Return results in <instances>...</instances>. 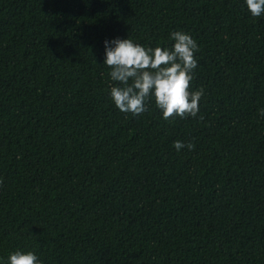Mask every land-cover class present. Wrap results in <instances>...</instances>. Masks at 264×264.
<instances>
[{
	"label": "trees",
	"instance_id": "1",
	"mask_svg": "<svg viewBox=\"0 0 264 264\" xmlns=\"http://www.w3.org/2000/svg\"><path fill=\"white\" fill-rule=\"evenodd\" d=\"M173 31L199 46L197 117L120 112L105 41ZM261 108L245 0H0V264H264Z\"/></svg>",
	"mask_w": 264,
	"mask_h": 264
},
{
	"label": "clouds",
	"instance_id": "2",
	"mask_svg": "<svg viewBox=\"0 0 264 264\" xmlns=\"http://www.w3.org/2000/svg\"><path fill=\"white\" fill-rule=\"evenodd\" d=\"M252 17L264 16V0H245ZM171 48L145 47L132 39L116 38L105 41L104 65L116 86L110 89L111 98L120 112L139 116L148 111V102L154 100L165 121L195 118L203 89L190 91L193 70L198 61L197 41L183 31H173ZM264 117V108L258 110ZM203 119V117H200ZM174 148L193 150L192 143L175 141ZM7 264H42L33 251L17 250L8 257Z\"/></svg>",
	"mask_w": 264,
	"mask_h": 264
}]
</instances>
